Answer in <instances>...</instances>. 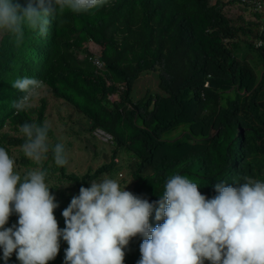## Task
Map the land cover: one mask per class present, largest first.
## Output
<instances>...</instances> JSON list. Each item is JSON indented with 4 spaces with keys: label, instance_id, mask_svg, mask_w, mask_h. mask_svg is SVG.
Here are the masks:
<instances>
[{
    "label": "trees",
    "instance_id": "1",
    "mask_svg": "<svg viewBox=\"0 0 264 264\" xmlns=\"http://www.w3.org/2000/svg\"><path fill=\"white\" fill-rule=\"evenodd\" d=\"M236 3L110 0L91 12L65 9L43 36L25 28L19 47L0 32V147L14 158L24 142L18 125L32 119L48 124L46 98L35 103L33 95L28 111L11 107L23 95L11 84L25 76L43 81L57 99L85 116L90 133L101 129L113 138L111 162L84 175L67 165L58 168L51 152L39 165L19 152L17 165L42 167L46 183L69 184L49 185L59 205L54 210L59 228L65 227L62 212L81 186L114 170L118 174L116 159L123 152L134 160L132 193L149 203L162 198L174 174L198 184L208 199L217 195V183L237 186L234 182L244 183L245 176L264 182V23L246 5L230 16L228 7ZM90 44L99 51L92 53ZM150 73L158 74L159 93L148 91L136 100L135 83ZM178 131L184 140L171 142L168 137ZM54 135L49 125V143H60ZM17 220L13 213L5 227ZM159 223L163 219L155 220L154 207L150 227ZM142 240L130 239L124 264H138ZM67 247L60 238L59 252L48 264H63ZM8 264H20L15 252Z\"/></svg>",
    "mask_w": 264,
    "mask_h": 264
},
{
    "label": "clouds",
    "instance_id": "2",
    "mask_svg": "<svg viewBox=\"0 0 264 264\" xmlns=\"http://www.w3.org/2000/svg\"><path fill=\"white\" fill-rule=\"evenodd\" d=\"M109 3L0 0V32L9 34L19 47L25 28L43 36L65 9L80 14ZM11 87L23 94L11 105L20 112L31 109L33 95L45 85L25 76L16 78ZM18 133L24 138L20 151L28 160L39 165L51 152L58 168L67 165L65 146L49 143L47 123L32 119L18 125ZM47 175L40 166L22 175L15 158L0 147V258L4 264L14 252L20 264H48L59 252L60 238L68 245L63 264H124V249L137 235L143 237L138 264H204L205 260L264 264V182L260 180L245 176L244 183L234 182L237 186L217 183V195L208 199L198 184L174 174L167 179L162 198L149 203L106 176L90 182V187L81 186L62 212L65 227L61 229L54 215L59 205L50 193ZM154 207L155 220L163 219V223L153 228L149 217ZM13 213L17 222L5 227Z\"/></svg>",
    "mask_w": 264,
    "mask_h": 264
},
{
    "label": "rangeland",
    "instance_id": "3",
    "mask_svg": "<svg viewBox=\"0 0 264 264\" xmlns=\"http://www.w3.org/2000/svg\"><path fill=\"white\" fill-rule=\"evenodd\" d=\"M235 13L236 12L229 13V15L234 16ZM89 48L92 53L99 51H97L98 48L94 44H90ZM158 86V74H144L135 83L133 97L139 100L148 91L152 94L159 93ZM44 98L48 101V124L55 131V140L66 147L67 166L70 172L84 175L88 171H95L100 166L111 162L114 151L113 145L106 141L98 140L90 133V124L85 116L76 113L70 104L57 99L47 88H42L37 91L35 103H39L40 100ZM113 100L116 101L117 96L113 97ZM168 139L171 142H179L184 140V136L181 131H178L169 136ZM51 142H53V140H51ZM19 152V150L14 151V158L16 160L20 158ZM132 161L134 160H132L131 156H128L125 152L121 153L118 162H116L119 169L118 174L117 171L114 170L112 174H105L96 182H99L107 176L117 180L122 188L126 187L127 191L132 192L133 182L129 172V165ZM17 168L21 171L22 175L26 171L25 166L17 165ZM54 184H60V188L63 189L66 188L64 185H67L65 183H59L56 179H52L48 183V185Z\"/></svg>",
    "mask_w": 264,
    "mask_h": 264
},
{
    "label": "built area",
    "instance_id": "4",
    "mask_svg": "<svg viewBox=\"0 0 264 264\" xmlns=\"http://www.w3.org/2000/svg\"><path fill=\"white\" fill-rule=\"evenodd\" d=\"M236 1L237 3L235 7H228L229 13H233V12L238 13L239 9L244 7L243 5H246L247 7H249L251 12L260 15L261 21L264 23V0H236ZM94 63L99 67L103 66L102 62L97 57L94 58ZM93 134L98 139L113 144L112 136L107 134L106 132L97 129Z\"/></svg>",
    "mask_w": 264,
    "mask_h": 264
}]
</instances>
